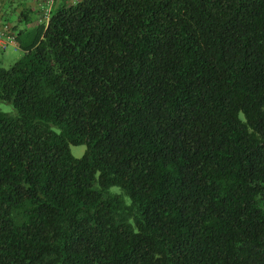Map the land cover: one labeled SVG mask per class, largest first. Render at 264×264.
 <instances>
[{
  "label": "trees",
  "instance_id": "trees-1",
  "mask_svg": "<svg viewBox=\"0 0 264 264\" xmlns=\"http://www.w3.org/2000/svg\"><path fill=\"white\" fill-rule=\"evenodd\" d=\"M69 3L0 66V264H264V0Z\"/></svg>",
  "mask_w": 264,
  "mask_h": 264
},
{
  "label": "rangeland",
  "instance_id": "rangeland-1",
  "mask_svg": "<svg viewBox=\"0 0 264 264\" xmlns=\"http://www.w3.org/2000/svg\"><path fill=\"white\" fill-rule=\"evenodd\" d=\"M42 7L41 0H0V66L10 68L22 58L24 51L17 43L16 36L26 28L32 29L33 32L38 25L45 24ZM1 108L9 110L6 105ZM85 150V146L71 147V152L76 158H81Z\"/></svg>",
  "mask_w": 264,
  "mask_h": 264
},
{
  "label": "built area",
  "instance_id": "built-area-1",
  "mask_svg": "<svg viewBox=\"0 0 264 264\" xmlns=\"http://www.w3.org/2000/svg\"><path fill=\"white\" fill-rule=\"evenodd\" d=\"M80 1L82 0H71V3L74 5V4H77L79 3ZM61 0H41V6L42 9H43V19H44V22L45 24H47L49 22V19L55 9V7L57 6L58 3H60ZM1 28V26H0Z\"/></svg>",
  "mask_w": 264,
  "mask_h": 264
},
{
  "label": "crops",
  "instance_id": "crops-1",
  "mask_svg": "<svg viewBox=\"0 0 264 264\" xmlns=\"http://www.w3.org/2000/svg\"><path fill=\"white\" fill-rule=\"evenodd\" d=\"M66 1H67V3L70 2L69 4H72V3H71V0H66ZM26 29H27V28H26ZM31 30H32V29L28 30V32H32ZM24 32H25V31H24ZM0 34H2V33H0Z\"/></svg>",
  "mask_w": 264,
  "mask_h": 264
}]
</instances>
